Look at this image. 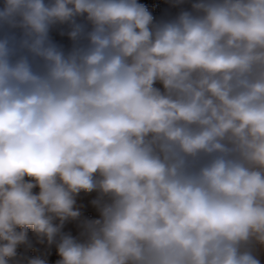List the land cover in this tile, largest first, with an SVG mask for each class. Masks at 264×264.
<instances>
[{
    "label": "clouds",
    "instance_id": "clouds-1",
    "mask_svg": "<svg viewBox=\"0 0 264 264\" xmlns=\"http://www.w3.org/2000/svg\"><path fill=\"white\" fill-rule=\"evenodd\" d=\"M0 264H264V0H0Z\"/></svg>",
    "mask_w": 264,
    "mask_h": 264
}]
</instances>
